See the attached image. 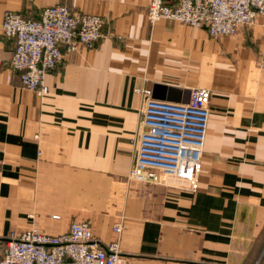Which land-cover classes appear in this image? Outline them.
I'll list each match as a JSON object with an SVG mask.
<instances>
[{"label": "crops", "instance_id": "1", "mask_svg": "<svg viewBox=\"0 0 264 264\" xmlns=\"http://www.w3.org/2000/svg\"><path fill=\"white\" fill-rule=\"evenodd\" d=\"M148 2L0 0V250L10 232L87 221L99 240H119L126 264H264V27L212 37L150 24ZM56 3L107 22L93 48L64 54L39 95L11 68L1 22L7 9L36 18ZM135 87L174 102L210 90L195 190L129 178L144 103Z\"/></svg>", "mask_w": 264, "mask_h": 264}, {"label": "built area", "instance_id": "2", "mask_svg": "<svg viewBox=\"0 0 264 264\" xmlns=\"http://www.w3.org/2000/svg\"><path fill=\"white\" fill-rule=\"evenodd\" d=\"M174 1L149 0L150 24L172 19L205 27L212 37L236 35L242 26H250L257 19L264 27V0ZM106 22L100 14L74 11L63 3L43 7L36 18L5 10L1 27L3 34L14 40L10 65L19 73L22 86L39 95L46 94V74L65 53L93 48L103 37ZM134 91L144 98V103L129 178L159 184L173 178L195 190L210 113V90L191 88L185 102L156 99L147 87H135ZM121 230L120 222L112 225V231ZM0 264H126V258L118 239L103 242L94 236L87 221H72L69 229L60 234H47L35 226L10 232L0 250Z\"/></svg>", "mask_w": 264, "mask_h": 264}]
</instances>
